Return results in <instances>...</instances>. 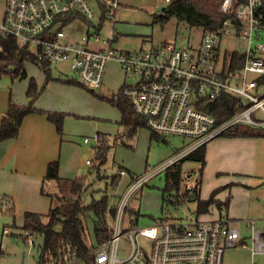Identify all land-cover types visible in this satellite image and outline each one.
I'll return each mask as SVG.
<instances>
[{"label":"built area","instance_id":"obj_1","mask_svg":"<svg viewBox=\"0 0 264 264\" xmlns=\"http://www.w3.org/2000/svg\"><path fill=\"white\" fill-rule=\"evenodd\" d=\"M157 1L167 5L171 0ZM97 2L102 17L114 22L118 0ZM263 10L264 0H222L220 13L233 16L227 17L218 28L204 31L197 47L185 48L165 41L137 51H120L113 46L114 33L108 40H102L101 24L90 22L95 11L88 0H6L0 33L14 36L29 49L33 46V54L50 65L67 62L80 81L90 87L101 86L107 64L111 60L118 61L128 76L138 79L136 84L124 87V95L135 113L145 119L146 126L163 136L192 139L181 157L228 134L240 124L264 125V120L260 119V112L264 113ZM71 13L86 18L87 29L76 40H68L62 26L66 23L65 16ZM223 35L238 36L245 43V51H232L244 57L242 65L235 70L230 69L232 53L218 69ZM225 95H234L239 102L234 113L223 119L213 110L217 107L215 102ZM89 140L84 139L86 143ZM179 157H174L165 167ZM87 163L92 164V161L87 160ZM125 174L120 170V175ZM149 177L137 179L129 193ZM196 185L188 187L187 191L193 192ZM1 199L3 208L9 209L10 202ZM125 203L126 199L118 207L112 235L90 252L95 264H223L226 248L245 244L236 226L238 221L228 215L156 221L151 226L134 225L122 232ZM249 224L255 257L264 254V227H257L255 220ZM3 233L8 234V229L4 228ZM24 234L33 244V233L26 230ZM123 235L129 236L131 248L120 256L119 241ZM141 237L147 238L150 245H141ZM75 259V252H65L53 261L67 264Z\"/></svg>","mask_w":264,"mask_h":264},{"label":"rangeland","instance_id":"obj_2","mask_svg":"<svg viewBox=\"0 0 264 264\" xmlns=\"http://www.w3.org/2000/svg\"><path fill=\"white\" fill-rule=\"evenodd\" d=\"M118 2L113 22L109 18L101 21L103 13L97 0H88L95 11L90 22L94 25L101 24L102 40H108L114 33L113 46L118 50L133 51L141 44L148 48L163 41H173L181 47L190 48L197 47L201 42L204 32L202 26H191L176 17H170L166 22L159 19V15L165 13L164 1L118 0ZM5 5L6 0H0V20ZM83 20L76 19L62 25L72 40L79 39L87 29V24ZM94 31L92 28L91 32ZM33 49L32 46L30 51L33 52ZM233 50L245 51L244 41L235 35H223L220 39L218 69H221L224 59ZM24 69L27 76L15 78L11 74H5L0 76V83L10 84L13 103L21 106L31 104L35 108L61 113L63 126L59 134L64 142L63 153L70 151V154L66 159V165L60 168L59 174L67 179H79L83 183L80 193L74 195L68 187L69 184L58 186L55 181L50 180L45 186L47 192H61L75 198L80 195L84 205H89L94 199L99 200L104 196L107 197L109 209L111 206L120 207L126 199L122 232L134 225L151 226L160 218L188 220L198 216V198L190 197L180 205L172 201L165 202L163 198L165 190L173 194L175 192L174 188L167 189L166 173L169 168L165 165L174 157L183 154L191 145L192 139L174 135L157 139L152 136L153 131L147 126L138 127L133 131L122 123V113L117 107V99L126 85L136 84L138 79L128 76L118 61L111 60L107 64L104 82L99 87L83 84L67 62L51 66L48 73L40 65L32 62H28ZM11 70H14V67ZM32 78L37 81L39 87L36 98H31L27 94ZM68 80L72 83H68ZM260 114V119L264 120V113ZM55 126L57 127L56 124ZM239 129L249 131L255 142V168L248 177H245L247 181L209 182L205 179L202 163L187 159L182 162L180 191L184 193L188 187L200 183L201 199H209L212 193L217 191L218 200L229 201L228 208L224 209L227 213L223 214L233 219L237 218V221L242 220L237 222L236 226L240 229L245 244L240 243L226 248L223 264H264V254H257L255 257L252 255L250 228L247 226L249 220L260 216L257 214L261 213L264 205V125L240 124ZM97 133L107 137L106 160L103 163L96 154ZM86 137L90 139L89 143L84 142ZM87 160H91L92 164H88ZM121 169L126 173L123 176L119 175ZM147 175L150 177L129 193L130 188L137 182L132 176L140 180ZM7 196L4 195L3 198L9 199ZM11 201L13 204L10 206L14 209V214L9 210L11 207L2 208L4 211L0 214V264H38L42 256L43 235L34 233L32 235L34 243L28 242L22 228L23 216L19 214L14 200ZM209 212L214 213V216L219 215L216 206ZM43 216L45 220L48 218L46 214ZM107 218L110 227L115 228L116 220L110 217L109 210ZM97 220L92 211H87L82 231L84 240L89 245L97 241L94 232ZM257 226H264V221H258ZM61 227L62 223L57 222L55 229ZM4 228L8 229V234H3ZM140 243L144 247L150 245V241L145 237L140 238ZM130 248L129 236L123 235L119 241L118 254L126 255ZM89 261L77 258L67 264H88ZM47 264L55 262L51 260Z\"/></svg>","mask_w":264,"mask_h":264},{"label":"trees","instance_id":"obj_3","mask_svg":"<svg viewBox=\"0 0 264 264\" xmlns=\"http://www.w3.org/2000/svg\"><path fill=\"white\" fill-rule=\"evenodd\" d=\"M221 2L222 0H171L169 4L165 5V13L159 15V19L162 22H166L170 17H176L179 21H186L191 26H202L204 31L213 30L222 25L227 17L233 16L231 14L223 15L220 13L219 8ZM76 18L86 20L85 16L76 13L67 14L64 20L69 22ZM103 19H106V16L102 17V21ZM261 24L264 27V14ZM243 61V55H240L237 52L232 53L230 57V69H237L242 65ZM28 62L40 65L47 73L51 68L50 63L39 60L27 46L21 45L14 36H7L0 33V76L11 74L15 78L20 76L25 77L27 76V72L24 68ZM12 67H14V70H11ZM67 82L72 83L71 80H68ZM27 94L31 98H36L38 95V85L34 78H32L30 82ZM238 102L239 100L236 96L225 95L215 102L217 107H214L213 111L218 112L223 119L227 118L234 113ZM116 104L122 113V123L127 128L136 131L138 127L146 126L145 119L135 113L131 102L124 95V88L122 89L120 98L117 99ZM34 112L46 114L47 118L57 125L58 132H62L63 117L61 113L43 111L33 107L31 104L29 106H21L11 101L0 128V141L17 138L25 117ZM251 135L252 134L249 131H241L239 127L228 133V136ZM152 136L159 139L163 135L153 131ZM98 140L99 145L96 154L97 158L103 163L106 160L105 146L107 137L98 133ZM205 157L206 145L204 144L167 167L169 168L166 173L167 189L174 188L175 192L173 194L170 193L169 190H165L163 193L164 201L168 202L174 199L175 202L172 203L180 205L190 197H196L198 198V217L208 218L203 217L205 215H212V217L225 216L223 213L227 212L224 209L226 207L228 208L229 201L218 200L216 198L217 191H214L209 199H201L199 190L200 183H198L193 192H191V196H189V191H186L183 195L180 194L182 162L187 159L196 160L202 163L203 169ZM132 179L136 181L138 178L132 176ZM44 180L55 181L58 186L69 184L68 187L74 195H78L83 187V183L79 179L66 180L59 176L58 161H53L49 164ZM42 193L49 196L51 199V208L46 214V217L48 218L45 220L43 218L44 216L40 213L26 212L22 227L24 228V231L27 230L33 234L40 233L43 235V244L41 246L42 256L40 257L38 264H47L49 261L59 257L65 252H75L77 258L89 259L90 261L88 264H95L94 256L91 255L90 252L98 245L106 242L112 235L113 228L109 225V217L107 218V214L109 210L110 217L113 219L116 218L118 207L111 206L109 209L107 197L104 196L99 200L94 199L89 205H84L80 195L75 198L74 196L61 194V192L50 193L46 191L44 185ZM8 198L9 199L7 200L10 201L12 206V198ZM213 206L217 207L219 211L218 216H214V213L209 212ZM9 210H11L10 212H13L14 209L11 207ZM87 211H92L98 219L94 228L97 241L91 245L84 240L82 231L84 218H87ZM11 214H14V212ZM137 216L139 217V213ZM158 221H169V218H160ZM57 222L62 223L61 229H55Z\"/></svg>","mask_w":264,"mask_h":264},{"label":"crops","instance_id":"obj_4","mask_svg":"<svg viewBox=\"0 0 264 264\" xmlns=\"http://www.w3.org/2000/svg\"><path fill=\"white\" fill-rule=\"evenodd\" d=\"M76 19L83 20L82 18ZM66 34L67 39L72 40L70 34L67 32ZM142 48L144 47L141 44L139 48L133 51ZM11 101L10 84L0 83V128ZM205 145L206 157L203 171L205 179L209 182L217 183L219 180L222 183L232 180L246 182L247 178L245 177L254 171L255 142L252 135L228 136L225 134ZM63 148L64 142L55 124L50 122L46 114L36 112L25 117L17 138L0 141V214L1 211H4L2 210L1 199L4 195H8L7 198L10 197L14 200L19 214L23 216L22 224L26 212L43 215L50 211L51 199L42 193V188L43 185L45 187L47 184L44 179L51 162H59V172L60 168L66 165L70 151L63 153ZM63 160H65V164H63ZM61 178L73 180L72 178ZM242 185L245 186V184ZM185 193L180 191L182 195ZM189 196H191V192ZM257 215L260 216L251 219L255 220L256 226L258 221H264V205L261 213ZM249 221L247 226L250 228Z\"/></svg>","mask_w":264,"mask_h":264},{"label":"water","instance_id":"obj_5","mask_svg":"<svg viewBox=\"0 0 264 264\" xmlns=\"http://www.w3.org/2000/svg\"><path fill=\"white\" fill-rule=\"evenodd\" d=\"M163 10H164V8H163Z\"/></svg>","mask_w":264,"mask_h":264}]
</instances>
